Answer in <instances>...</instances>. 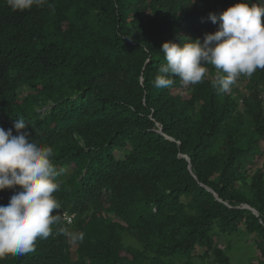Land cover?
Instances as JSON below:
<instances>
[{
    "label": "trees",
    "instance_id": "trees-1",
    "mask_svg": "<svg viewBox=\"0 0 264 264\" xmlns=\"http://www.w3.org/2000/svg\"><path fill=\"white\" fill-rule=\"evenodd\" d=\"M241 2L261 0H47L25 11L0 0V127L17 135L23 118L53 148V195L75 214L0 264H231L223 236H264V69L223 94L212 65L199 84L154 87L165 42L203 43L219 30L209 14ZM234 94L250 128L225 125ZM249 180L255 201L237 189ZM20 190L0 191V205Z\"/></svg>",
    "mask_w": 264,
    "mask_h": 264
},
{
    "label": "clouds",
    "instance_id": "clouds-1",
    "mask_svg": "<svg viewBox=\"0 0 264 264\" xmlns=\"http://www.w3.org/2000/svg\"><path fill=\"white\" fill-rule=\"evenodd\" d=\"M47 0H7L13 11H25L33 6H43ZM219 30L187 42H165L162 53L166 63L161 65L154 79V87L172 85L170 77L178 76L188 85H196L206 76V65L222 72L213 81L219 93H227L241 76L251 77L257 69H264V0L249 6L241 2L229 7L217 16L210 13ZM23 118L14 123L13 130L0 127V191L21 187L11 196L7 205H0V258L19 256L34 250L37 239H46L52 233V225L62 218L72 223L74 213L64 215L53 193L58 190L56 178L60 175L53 163V148L35 142L26 130ZM54 210L56 214H53ZM72 215V220L67 219ZM65 235L76 240L83 233Z\"/></svg>",
    "mask_w": 264,
    "mask_h": 264
},
{
    "label": "rangeland",
    "instance_id": "rangeland-1",
    "mask_svg": "<svg viewBox=\"0 0 264 264\" xmlns=\"http://www.w3.org/2000/svg\"><path fill=\"white\" fill-rule=\"evenodd\" d=\"M210 72L211 70L207 68V74ZM183 93L185 96H188L186 92ZM261 94L262 99H264V91H262ZM233 98L238 101L237 108L232 116L227 120L225 125L234 127L236 123L241 122L244 127L250 128L252 120L250 115L247 113L243 102L238 99L236 94H234ZM258 164L262 167L264 172V156L259 158ZM255 170L256 169H252L250 171V175H253ZM237 185L238 192L251 197L253 201L256 200L254 194L255 188L251 180H249L247 184L242 185V183L239 182ZM242 207H245V205H242ZM254 213L259 215L258 211ZM126 241L127 243L136 244V241L130 237H127ZM219 246L224 249L231 264H264V236L259 237L256 232H251L249 229H245V227H243V229L240 228L239 231H235L227 237L223 236L219 241ZM156 256H158V254H152V257ZM194 260L198 263L204 262L205 264H214L215 258L200 255L196 256Z\"/></svg>",
    "mask_w": 264,
    "mask_h": 264
},
{
    "label": "water",
    "instance_id": "water-1",
    "mask_svg": "<svg viewBox=\"0 0 264 264\" xmlns=\"http://www.w3.org/2000/svg\"><path fill=\"white\" fill-rule=\"evenodd\" d=\"M216 195H217V194H216ZM217 197H218V195H217ZM245 207H249V208H251L254 212H257L255 208L251 207V206L248 205V204H245Z\"/></svg>",
    "mask_w": 264,
    "mask_h": 264
},
{
    "label": "built area",
    "instance_id": "built-area-1",
    "mask_svg": "<svg viewBox=\"0 0 264 264\" xmlns=\"http://www.w3.org/2000/svg\"><path fill=\"white\" fill-rule=\"evenodd\" d=\"M66 217H67V219H68L69 221H71L73 216H72V215H67Z\"/></svg>",
    "mask_w": 264,
    "mask_h": 264
}]
</instances>
